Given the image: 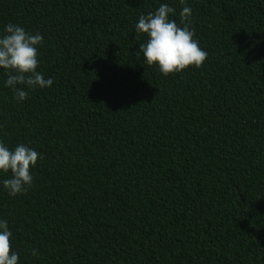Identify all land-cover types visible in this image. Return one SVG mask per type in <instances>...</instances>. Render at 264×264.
Masks as SVG:
<instances>
[{
	"label": "trees",
	"instance_id": "trees-1",
	"mask_svg": "<svg viewBox=\"0 0 264 264\" xmlns=\"http://www.w3.org/2000/svg\"><path fill=\"white\" fill-rule=\"evenodd\" d=\"M162 2L179 23L180 0H0L54 81L18 102L0 69V138L44 157L0 184L20 264H264V0H187L209 56L167 76L134 29Z\"/></svg>",
	"mask_w": 264,
	"mask_h": 264
},
{
	"label": "clouds",
	"instance_id": "clouds-1",
	"mask_svg": "<svg viewBox=\"0 0 264 264\" xmlns=\"http://www.w3.org/2000/svg\"><path fill=\"white\" fill-rule=\"evenodd\" d=\"M179 23L173 17L176 9L168 3H160L155 11L141 13L134 25L137 36L147 39L139 44L144 63L155 66L167 76L180 73L189 67H201L209 53L201 47L195 29L191 27L193 9L187 0H180ZM44 36L30 32L18 23L8 22L0 29V69L6 79L3 84L18 102L27 100L30 90L51 88L52 77L38 71L42 63L40 48ZM2 127V125H0ZM43 154L24 143L14 148L0 138V174L10 173L0 181L9 196L16 197L28 191L34 183L33 170ZM13 231L6 219L0 218V264H20V253L12 248ZM33 257L40 255L38 248H31Z\"/></svg>",
	"mask_w": 264,
	"mask_h": 264
}]
</instances>
